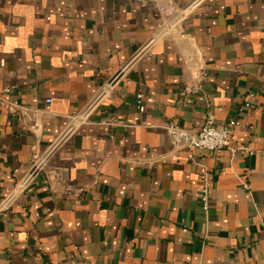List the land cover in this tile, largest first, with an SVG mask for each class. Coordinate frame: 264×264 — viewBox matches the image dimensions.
I'll return each instance as SVG.
<instances>
[{
  "label": "crops",
  "instance_id": "crops-1",
  "mask_svg": "<svg viewBox=\"0 0 264 264\" xmlns=\"http://www.w3.org/2000/svg\"><path fill=\"white\" fill-rule=\"evenodd\" d=\"M0 88V264H264V0H0Z\"/></svg>",
  "mask_w": 264,
  "mask_h": 264
},
{
  "label": "built area",
  "instance_id": "built-area-1",
  "mask_svg": "<svg viewBox=\"0 0 264 264\" xmlns=\"http://www.w3.org/2000/svg\"><path fill=\"white\" fill-rule=\"evenodd\" d=\"M147 46L143 47L134 59H136L147 48ZM203 76L206 77V74L203 73L202 77ZM10 94L11 88H0V103L9 112H15L20 108V104L17 100L10 98ZM142 98V95H137L139 108H142ZM255 101L256 95L251 93L248 96L245 106L251 108ZM239 123L240 122L237 119H232L226 124L218 126L216 125L215 118L209 116L205 125L197 134H192L189 130L183 128L176 120L170 122L167 125L166 130L173 147L187 151L190 160H195L196 152L221 154L224 151H229L232 155L241 152L252 153L249 148L232 143L231 138L234 128L237 127ZM24 183L27 184L28 180ZM200 201L202 210L207 213L209 210V195L207 188L202 190Z\"/></svg>",
  "mask_w": 264,
  "mask_h": 264
}]
</instances>
